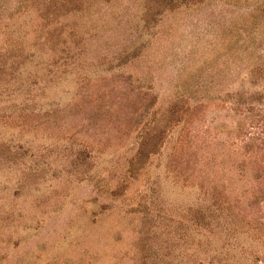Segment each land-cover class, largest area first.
<instances>
[{"label":"rangeland","instance_id":"1","mask_svg":"<svg viewBox=\"0 0 264 264\" xmlns=\"http://www.w3.org/2000/svg\"><path fill=\"white\" fill-rule=\"evenodd\" d=\"M164 2L0 0V264H219L236 235L264 254V155L230 134L264 91V0Z\"/></svg>","mask_w":264,"mask_h":264},{"label":"trees","instance_id":"2","mask_svg":"<svg viewBox=\"0 0 264 264\" xmlns=\"http://www.w3.org/2000/svg\"><path fill=\"white\" fill-rule=\"evenodd\" d=\"M154 1L156 3L154 15L159 16L163 11L162 4H165L164 1L166 0ZM182 1L191 4H199L204 0H167V3L175 6ZM54 46H56V44H54ZM55 51L56 50L52 49L50 51L52 58L56 54ZM63 52L69 56L72 53L71 46L64 43ZM259 72V70L253 72L252 76L255 80L264 76V72ZM250 94V102L253 107L246 112L238 111L234 118L232 132L230 134L233 139L241 143L242 149L246 154L256 156L263 153L264 155V103L262 100L264 99V91L256 90ZM182 103L183 101L178 99L172 101L162 115V118L153 123V125L141 136L137 150L127 165V173L130 176L134 177L144 168L149 158L159 151L167 135L168 128L179 123L182 116ZM262 158L263 160L255 164L258 166L256 168V175L253 179L256 185L263 187L260 192H257V194L260 193L259 200H262L261 202L264 201V156ZM259 200L257 201L259 202ZM234 238L237 245L235 247L234 245H224L222 247L223 252H221V255L223 258L220 260L219 264H264L263 253L256 251L249 254L247 251L239 249L238 241L240 240L238 235Z\"/></svg>","mask_w":264,"mask_h":264}]
</instances>
